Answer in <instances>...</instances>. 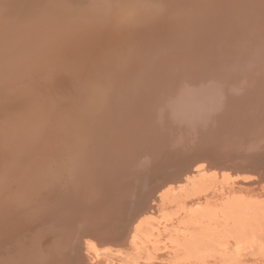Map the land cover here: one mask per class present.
Listing matches in <instances>:
<instances>
[{
  "label": "bare ground",
  "instance_id": "1",
  "mask_svg": "<svg viewBox=\"0 0 264 264\" xmlns=\"http://www.w3.org/2000/svg\"><path fill=\"white\" fill-rule=\"evenodd\" d=\"M135 1L131 6L143 11L131 8L102 19L104 3L98 0L86 8L81 5L88 0H49L51 9L41 11L31 29L16 33L41 0H0L16 6L6 20L0 16V31L6 24V37L0 33V264H84L82 245L94 253L97 244L117 239L116 214L109 208L116 201L125 203L123 197L140 192L134 188L147 180L152 195L166 185L153 197L157 202L164 191L174 190L176 180L182 183L178 187L187 186L194 175L181 172L184 165L170 166L178 160L168 161L170 142L158 163L149 162L151 149L140 145L149 144L150 133L176 114L190 117L194 110L202 124L223 125L214 139L219 147L204 150L207 163L193 160L196 174L232 177L224 170L239 166L264 175V0ZM63 5L77 10L69 22L82 25L49 30L47 14ZM91 20L104 22L91 29ZM151 71L159 73L158 81ZM162 92L165 101L159 99ZM118 93L123 99L113 96ZM124 99L167 107L170 113L153 109V128L145 122L141 129L134 120L117 124L137 107ZM234 107L238 112L232 117ZM112 110L116 124L106 116ZM113 193L121 197L112 200ZM85 208L89 223L80 231L82 219L76 217ZM122 214L127 215L124 208ZM75 220L74 231L66 232Z\"/></svg>",
  "mask_w": 264,
  "mask_h": 264
},
{
  "label": "rangeland",
  "instance_id": "2",
  "mask_svg": "<svg viewBox=\"0 0 264 264\" xmlns=\"http://www.w3.org/2000/svg\"><path fill=\"white\" fill-rule=\"evenodd\" d=\"M88 1L89 2L87 4L81 6L86 8L87 7L86 5H89L90 2L96 0H88ZM98 1L104 3L101 6L102 8L100 9L103 15L102 19H106L107 17H109V15H116V16L125 15L126 13H122L120 11H124L126 9H131V8L133 9L134 13L143 11L141 9V6H137V5L131 6L134 2H136L135 0H98ZM48 2L49 0H41L39 5L34 6L35 7L33 10L34 12L28 14L24 22H19V24L21 23L20 24L21 26L16 25L18 28L16 33H18V31L22 29H24V32L26 31V29H31L32 27H28V25L30 26L31 22L35 18H37V16L41 15V11L44 12V11H49L51 9L48 7L47 4ZM15 7L16 6L13 4V2L0 5V16H3V18L6 20V14L10 10L13 11ZM59 7L60 6L57 7L58 9L56 8L55 10H53L55 14L52 15V11H50L47 14V20L45 21V24L46 25L48 24L47 26L49 30L63 29V25L66 24L72 25V23H77V22H69L71 21L70 17L77 10L64 7V5L61 6L62 8ZM78 7L76 6L75 8ZM31 9H33V5ZM101 21L102 20L100 21L91 20L88 23L89 27H91L92 29V27L96 28L100 26V24L103 25L102 22L104 21L102 22ZM186 24L189 23L187 22ZM79 25L82 24L77 23V25H72V27H78ZM5 27L4 30L0 31V33H2L4 37H6ZM68 27L69 26L65 27V29H67ZM2 34H0V40L3 39L1 38ZM3 44L4 43H2V45ZM16 44L13 45L12 47L13 49H16L15 47ZM23 45L24 42L19 43L18 48L22 47ZM153 72H156L155 75ZM135 74L136 73L134 72V75ZM151 74H153L151 75L152 77L150 75L149 76L152 78V80H154V82L158 81L159 75L156 74L159 73L157 71H151ZM131 76H133L132 72H131ZM153 77H155V79ZM36 78L38 79V77ZM47 79L49 80L48 77L45 78V80ZM224 79L227 80L226 78ZM228 79L230 80V78ZM152 80L150 84L152 83ZM156 83L152 84L153 89ZM153 89H152V93L155 91V89L154 91ZM149 94H151V91L149 92ZM163 94H165L164 97ZM166 94L167 93L162 92L161 94L162 97L160 95L159 99H164L163 101H165V99L167 98ZM122 95H123L122 93H118L113 96L121 97L123 99ZM141 99L143 98L141 97ZM124 101L127 100L124 99ZM141 101L142 100L139 101L135 100V102L134 100L131 102L127 101L128 104L132 103L131 104L132 106H134L135 103V106H137L136 108L140 113L138 114L137 113L138 111L136 112L135 110L136 108L134 109V107H130L131 108L130 110L132 111L130 114L131 117L127 119L130 115L129 116L125 115V117L122 116L121 120L119 118L117 119L118 121L120 122L122 121V122L121 123L118 122L117 124L122 125L126 122L127 124H129L134 120L133 122L134 124L141 123L140 126L141 129H143L144 127L143 125L145 122L146 124L149 123L148 128L149 127L153 128L151 127L150 118H153V115L156 114L155 112H153L155 109H157L156 110L157 113H159V111L161 110H163L162 113L163 112L166 113V111L167 113L168 112L170 113V110L167 107L166 108L168 110L166 108L163 109V107H153L154 105H149L150 107L149 108L148 105L147 106L145 105L146 103L143 104ZM136 102L139 103L140 106H143V108L145 105V108L144 109L141 108L140 106L137 105ZM127 108L129 107H126L125 110ZM146 108H148V110ZM159 108L162 109L159 110ZM169 108L173 109V107L172 108L169 107ZM112 111L113 114H109V113L108 114L105 113V114L108 118H111V116H113L111 118V121L117 122V120L116 119L114 120V118L115 117L117 118L118 115L114 113L115 112L114 110ZM193 111L189 112L188 115L190 117H188L185 113L182 114L181 116L175 113L176 115L174 117L171 116L172 118L168 121V124L164 125L165 127L164 126L160 128L158 127L159 131H156L155 133H150L149 135L150 145L148 144V142H146L144 145L143 143L140 144L141 148L143 147V150L147 148L151 149L150 151L151 154L149 152L148 153L149 155H147L148 157L146 156L147 158H149V162L158 163L157 160L159 162L162 161L161 159L163 155L161 154H163L164 152L163 150L166 147L165 145L166 144L168 145V143L170 142L168 145L169 147L167 149L170 150V156L172 157V159L169 158L168 161L177 159L178 157L177 161L175 162L171 161L172 164H170V166L177 168L179 166L184 165L185 167L181 170V172H183L186 169L184 171L186 175L189 174L194 175L191 177L192 179H190L189 184L185 187L183 186L178 187L177 182H179V184H182L180 179L179 181H177L176 179L175 181L173 179L171 182L175 181L176 183L175 182L174 183L170 182V183L171 185L173 184L172 186H175L174 190L172 192L164 191L162 193V198L159 199L158 202L154 201L153 197L156 198L158 194L166 188V185L160 188L156 193H154V195L151 194L149 185H147L148 180L144 181L143 185L139 184L138 187L134 185L133 187L136 186V188L134 189L140 190V192L139 191H136V193L131 192L130 194L126 195L127 197H123L125 203L116 201L117 203L116 206H119L120 208L116 206L109 207L111 208V210L114 211V212L112 211L113 214L114 213L116 215L120 214L119 216L121 217V219L119 217L120 220L117 218V222H116V218H115L116 215L114 216L115 219L114 222L116 224L115 227L118 226L117 230L119 232L115 230L113 235L118 236L119 238L117 237L116 240L114 239L112 241H109L111 243L107 242V244L106 243L97 244V245L95 244L96 247L94 253L96 254L93 253L92 251L93 249H90V251L87 253L84 250L85 249L84 245H82L81 246L82 249L81 248L80 249L82 250L81 252H83L82 254H84V255L81 254L84 258L83 260L84 264H264V175L260 176L259 174H256V172L253 170H251L250 173L248 169L250 170L251 167L247 168V170L245 171L242 170L241 167L239 166L236 167L237 169H239L236 171H233L234 169L232 170L228 167L227 169L224 170V172L227 171L231 173L232 177H227L221 174L212 175L210 174V172L208 173L209 175L208 174L199 175L200 173L196 174L195 172L196 167H194V165L198 164L199 166V164H201L202 162L207 163V161L203 159V154H205L204 156H206L207 150L219 147L218 145L219 143L217 141H214V139L217 133L219 132L220 127L222 128L223 125L222 126L217 125L216 127L215 126L212 127L211 123L208 121H206V123L208 124H206L205 122L202 124L204 120L202 121L198 120V118L196 117L197 115ZM231 111L233 114L232 117H234V111L236 112L235 114H237L238 109L234 107ZM132 114L133 116L135 115L138 118H136L135 116L133 118ZM140 114L141 115L144 114V115L141 116ZM146 114L148 115L147 117ZM191 114L193 116H191ZM97 115L99 114H96L94 117H96ZM196 119L198 120V122H196L197 121ZM180 120H183L184 122H181L182 124H179ZM154 121L157 122V124L159 122L157 120ZM115 122L114 124H116ZM175 123L179 124L180 127L179 125L177 126V124ZM195 123L197 126L195 125ZM185 125L188 127V129ZM226 126H228V123L226 124ZM192 127H193V131L191 129ZM162 132L166 134H163ZM188 132L192 135V137L191 135H189ZM225 133L228 134L229 132L226 131ZM167 134H169V136ZM157 135L158 137H156ZM206 135L208 137H206ZM152 136L156 138L153 139ZM197 136L198 138H196ZM105 137L107 138V133L105 134ZM195 141L197 142L195 143ZM108 143L110 142L108 141ZM192 144L193 145L196 144V145L193 146ZM182 147H184V149ZM177 148L178 150L175 151ZM181 150L183 151L181 152ZM199 150L202 153H200ZM173 152L176 153L175 154L176 156L174 155ZM180 153L183 154L181 155ZM193 160L194 162H196V164L193 162ZM186 167L191 169H188ZM165 170H167L168 172L170 170L174 171L176 169L172 168ZM163 174H166V172L163 171ZM112 195H113L112 200H116L117 198L121 197L120 193L115 194V196L114 193ZM91 200L93 199H90L89 203L92 202ZM89 203L88 206H90ZM154 203L157 205L155 206ZM122 208H124V212L127 214L126 217L124 216V218L122 217L123 216ZM242 209L244 210V212H242L243 211ZM88 215H90V212L85 208V210L80 212V214L78 215L80 217L78 216L76 217L78 221L82 219V221L80 222L81 224L80 231H82V229L89 223ZM127 218L128 219L131 218V220L128 221ZM76 220H75V224H73L72 227H69L68 225L69 230L67 229L66 226H61V229L63 230L66 227L65 228V230H67L66 232H71V231L73 232L74 230H70V228L73 229L74 227L77 226L78 221L76 222ZM132 231H134L135 233L133 237H131ZM85 238L92 239L91 242L94 241L93 237L91 236L90 237L85 236L84 239ZM113 241L114 243H112ZM116 242L118 245H119L118 242L122 244H120L119 247L116 244L115 247L113 245ZM30 262L27 261L22 264H30ZM8 264H13V263H8Z\"/></svg>",
  "mask_w": 264,
  "mask_h": 264
}]
</instances>
